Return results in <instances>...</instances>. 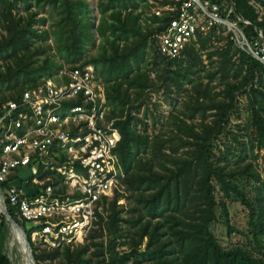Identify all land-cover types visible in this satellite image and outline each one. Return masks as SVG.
Wrapping results in <instances>:
<instances>
[{
	"label": "trees",
	"instance_id": "1",
	"mask_svg": "<svg viewBox=\"0 0 264 264\" xmlns=\"http://www.w3.org/2000/svg\"><path fill=\"white\" fill-rule=\"evenodd\" d=\"M147 1L97 0L95 24L85 0H0V105L62 69L49 53L37 57L50 47L36 42L51 34L67 67L93 64L120 135L115 153L124 175L107 201L105 218L98 216L82 243L54 248L33 245L24 229L31 256L35 264H264V179L246 156L255 159L254 149L264 153V64L236 47L229 32L222 35L220 23L208 24L205 33L197 26L195 39L177 56L161 54L156 35L176 15L180 0H160L173 10L142 16L137 10L149 6ZM210 2L221 17V5L229 3L226 18L246 40L260 32L264 41V0ZM34 6L46 8V17L34 18ZM46 19L51 28L38 32L34 25ZM94 35L99 42L89 55ZM158 89L173 100L181 93L184 98L179 113L150 134L137 114L147 93ZM241 96L245 123L242 131L239 124L232 131L230 116ZM159 121L152 116V127ZM228 134L231 141L216 146ZM229 199L245 207L255 248L222 247L209 228L219 220L229 232ZM5 206L24 228L15 208L6 200ZM6 233L0 214V264H12L3 251Z\"/></svg>",
	"mask_w": 264,
	"mask_h": 264
},
{
	"label": "built area",
	"instance_id": "2",
	"mask_svg": "<svg viewBox=\"0 0 264 264\" xmlns=\"http://www.w3.org/2000/svg\"><path fill=\"white\" fill-rule=\"evenodd\" d=\"M199 15L209 24H224L238 47L264 64L260 32L247 41L210 0H180L176 15L156 35L159 52L177 56L194 38ZM115 119L91 63L65 67L0 105V182L15 179L18 166H28L24 181L36 190L25 195L21 187L6 184L0 196L29 223L23 230L33 245L82 243L98 216L105 218L107 201L124 175L115 153L120 138Z\"/></svg>",
	"mask_w": 264,
	"mask_h": 264
},
{
	"label": "rangeland",
	"instance_id": "3",
	"mask_svg": "<svg viewBox=\"0 0 264 264\" xmlns=\"http://www.w3.org/2000/svg\"><path fill=\"white\" fill-rule=\"evenodd\" d=\"M85 1L87 3V8L90 10L89 15L94 16L93 21L96 24L98 17H99V14L95 8L97 0H85ZM159 1L160 0H148L147 3L149 6L141 5L137 11L143 12L142 16H146L148 14L153 13L152 11L155 8H159V10L162 11V10H165V7L170 6L169 4L160 5V3H158ZM221 6H222V10H224L227 15L229 12H231V7H230L231 5L229 3L223 2ZM255 7L260 11L263 10L262 7H260L258 4H255ZM18 8L19 10H21L20 5H18ZM30 11L37 12L34 18L43 17V16L46 17L47 15L46 8L45 10H41L39 6H34L33 8L30 9ZM20 13L23 15L26 14V12L23 13V11H20ZM223 18L225 19V17ZM227 21L233 23L231 20L227 19ZM208 24H209L208 21H205L203 16L199 15L198 27H199V30L202 31V33L206 32V29H208V26H207ZM220 26L223 29L222 32L220 31L221 34L225 35L226 32H229L230 39L233 41L234 45L238 47V45L233 39L232 33L227 29V27L224 24H220ZM34 27L36 28L38 32L44 29L49 30L51 28V21L49 19H46L44 24L42 25L35 24ZM94 37H95V46L88 47L87 49V54L89 55L95 52L96 46L99 42L98 36L94 35ZM193 39H195V35ZM222 42H223L222 40L213 41L212 46H218ZM35 45H37L38 47L40 46L41 48H45L46 45L50 47L49 50H46L43 53L39 54L37 56L38 58H41L43 54L49 53L50 56L51 55L54 56L53 58L56 59L57 62L62 64V69L67 67L68 64L63 63L59 55L56 53L55 43H54V40L51 38V34H49L48 38H46L45 40L36 42ZM201 58H202L203 63H206L204 54L201 55ZM216 89H217V85H216ZM183 98H184L183 94L181 93L178 96H176L175 100H173L174 98L172 94L164 93L163 89L149 91L147 93V97L143 99V104L139 107L138 114H137L138 117L142 118L145 121L147 125V132L150 134L157 132L161 127L166 125V120H168V117L170 114H173V113L178 114L182 108L180 101H182ZM176 100L178 101V105L174 108ZM244 105H245V100L241 96L236 105L235 111H232L231 116H230L229 126L231 127L232 131L236 130V127H235L236 124H239L241 131L243 130L242 128L244 126L245 119H246V110H245ZM146 107H147V111H145ZM152 116L160 117V121L156 124L155 127H152L151 125ZM137 127L140 128V124ZM166 130L168 131L169 128H167ZM236 135H240V134L236 133ZM231 139H232V136H230V134L220 137L217 139L216 146L221 147L222 142H230ZM253 154H255V159H253L252 156H250V154L248 153L246 155L247 159L252 160V165L255 166L259 170L261 177L264 179V153L262 152V150L257 151L254 149ZM227 208H228V219H229V223L231 226L229 232L226 231L225 226L219 220L209 225V228L213 232L218 243L222 247H226L231 244H240V245H245L248 247L255 248V244L253 243L251 239V235L249 233L250 229H249L248 222H247V211L245 207L242 206L238 201L229 199L227 200ZM28 225L29 223H25V227H27ZM6 235H5V240H4L3 251L7 255V257L9 258L12 264H17L18 252L16 250V243L15 244L12 243V246H9L10 235H9V241ZM7 241H8V244H7Z\"/></svg>",
	"mask_w": 264,
	"mask_h": 264
},
{
	"label": "water",
	"instance_id": "4",
	"mask_svg": "<svg viewBox=\"0 0 264 264\" xmlns=\"http://www.w3.org/2000/svg\"><path fill=\"white\" fill-rule=\"evenodd\" d=\"M232 9V6H231ZM17 177L7 183V185H15L21 187L23 193L25 195H33L35 193L34 188H30L25 184V178L29 176L30 171L28 166H18L17 168ZM0 214L3 217L4 224L6 225L7 229H12L19 239L20 245H22L24 253L26 255V258L29 260L31 264H35L32 256H31V249L29 246V242L27 241L25 237V233L23 228L16 223L12 217L8 214L6 210V206L4 201L2 200L0 196Z\"/></svg>",
	"mask_w": 264,
	"mask_h": 264
},
{
	"label": "bare ground",
	"instance_id": "5",
	"mask_svg": "<svg viewBox=\"0 0 264 264\" xmlns=\"http://www.w3.org/2000/svg\"><path fill=\"white\" fill-rule=\"evenodd\" d=\"M8 233L10 235V244H12V243L15 244L16 243V250L18 252V255H17V258H18L17 259V264L18 263L19 264H31L29 262V260L26 258V255L24 253L23 247L19 243V239L17 237V234L12 229H9V228L7 229V235H6V237L8 236Z\"/></svg>",
	"mask_w": 264,
	"mask_h": 264
}]
</instances>
